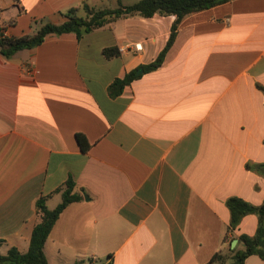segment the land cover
Here are the masks:
<instances>
[{"label": "crops", "instance_id": "0c3cea01", "mask_svg": "<svg viewBox=\"0 0 264 264\" xmlns=\"http://www.w3.org/2000/svg\"><path fill=\"white\" fill-rule=\"evenodd\" d=\"M85 3L118 6L0 0V27L33 35L71 9L85 16ZM174 21L126 17L81 39L50 34L11 59L0 54L2 254L28 252L38 199L55 209L70 178L83 199L52 229L48 264H232L239 236L256 234L253 214L229 232L226 202L264 201V175L247 166L264 163V0L187 15L162 66L111 97L116 79L157 59ZM109 47L120 56L107 59ZM217 253L226 259L213 262Z\"/></svg>", "mask_w": 264, "mask_h": 264}, {"label": "trees", "instance_id": "16d2710c", "mask_svg": "<svg viewBox=\"0 0 264 264\" xmlns=\"http://www.w3.org/2000/svg\"><path fill=\"white\" fill-rule=\"evenodd\" d=\"M229 1L231 0H139L136 3L126 5L123 0H117L118 6L116 8L103 9H96L85 3L83 5L85 16L79 15V9H71L66 13L67 20L64 23H47L33 35H25L22 37L4 36L5 29L0 27V54L6 59H11L20 51L40 46L50 34L62 35L75 33L81 39L85 34L126 17L140 16L150 18L156 14L175 16L171 34L165 48L156 60L140 67L146 73L162 66L166 54L176 39L179 26L187 15L210 9ZM104 55L107 59H113L120 56V50L116 47H109L104 50ZM140 68L129 72L122 79H116L109 86L110 96L114 98L120 96L127 86L139 79L141 75L137 74V71ZM261 89L264 92V87H261ZM77 140L82 151L87 152L90 144L86 137L82 134H77ZM247 166L249 169H253L264 175V163L255 165L248 164ZM76 187L75 180L70 178L65 184V189L60 188L58 190L62 191V202L55 209H49L47 207L46 196L38 199L36 208L41 220L33 230L28 252L21 253L17 248H11L4 255L1 253V247L4 241L0 239V264H48L44 247L52 229L61 214L70 204L83 199L82 193L77 191ZM226 204L231 215L229 232L236 230L244 217L252 214L258 217L256 234L254 236L246 234L239 236L238 239L244 248L235 252L232 256V264H244L245 260L252 255H258L264 260V201L261 205H254L242 198L231 197L227 200ZM225 259L226 256L217 253L213 258V262H223Z\"/></svg>", "mask_w": 264, "mask_h": 264}, {"label": "water", "instance_id": "95a60500", "mask_svg": "<svg viewBox=\"0 0 264 264\" xmlns=\"http://www.w3.org/2000/svg\"><path fill=\"white\" fill-rule=\"evenodd\" d=\"M144 72V69L143 68H140L138 71H137V74H142ZM234 242H236V240L234 241Z\"/></svg>", "mask_w": 264, "mask_h": 264}, {"label": "built area", "instance_id": "2783aa9c", "mask_svg": "<svg viewBox=\"0 0 264 264\" xmlns=\"http://www.w3.org/2000/svg\"><path fill=\"white\" fill-rule=\"evenodd\" d=\"M4 36H7L6 33L4 32ZM137 48H140L139 45H136ZM108 264H112V260H108Z\"/></svg>", "mask_w": 264, "mask_h": 264}, {"label": "rangeland", "instance_id": "374dc122", "mask_svg": "<svg viewBox=\"0 0 264 264\" xmlns=\"http://www.w3.org/2000/svg\"><path fill=\"white\" fill-rule=\"evenodd\" d=\"M125 1H127V2H133V1H137V0H125Z\"/></svg>", "mask_w": 264, "mask_h": 264}]
</instances>
